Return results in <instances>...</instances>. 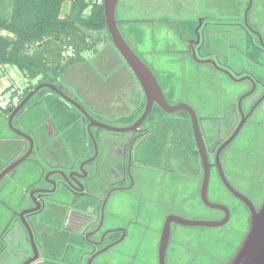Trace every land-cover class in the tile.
Listing matches in <instances>:
<instances>
[{
  "label": "flooded vegetation",
  "instance_id": "flooded-vegetation-1",
  "mask_svg": "<svg viewBox=\"0 0 264 264\" xmlns=\"http://www.w3.org/2000/svg\"><path fill=\"white\" fill-rule=\"evenodd\" d=\"M201 1L203 5L193 3L192 10L199 11L195 18L162 17L156 21L163 43L173 45L168 54L174 55L173 63L178 65L175 75L187 72L192 64L193 96L189 102L176 101L174 72L162 74L136 50L135 43L142 45L144 41L143 28L154 21L146 17L119 18L121 0L116 8L121 34L156 76L164 99L169 104L184 102L194 110L209 169L206 198L227 209V222L220 227L187 228L171 223L163 264H213L214 259L223 264L246 233L248 208L225 188L218 167L228 184L255 209L264 199V0ZM155 31L151 26L147 33L153 45ZM144 47L146 53H161L155 46ZM204 60H212L234 79L210 63H202ZM213 73L222 78L214 81ZM38 96L28 114L14 117L12 125L34 134L37 125L33 122L44 106L50 119L46 140L64 146L48 152L35 147L29 158L0 181V264H160L159 243L165 220L172 215L181 217L177 214L181 202L203 215L191 220L225 218L224 211L211 209L201 200L204 165L189 116L193 156L180 165L168 156L165 159L162 151L150 157L148 145L155 134L149 114L134 132L113 136L112 132L91 128L90 136L88 122L76 115L72 106L65 102L70 110L64 114L50 100ZM143 110L144 105L125 126L136 122ZM89 113L98 121L110 123ZM175 113L173 119L179 122L181 116ZM23 124L26 130L21 129ZM234 133L220 150L217 163L218 150ZM181 167L188 173L181 174ZM149 172L158 176L153 181L157 189L151 194L144 180ZM180 177L194 183L182 200L179 189L166 195L167 186ZM155 235L157 242L148 248V236ZM212 240L225 242L229 253L216 258L207 247Z\"/></svg>",
  "mask_w": 264,
  "mask_h": 264
},
{
  "label": "trees",
  "instance_id": "trees-1",
  "mask_svg": "<svg viewBox=\"0 0 264 264\" xmlns=\"http://www.w3.org/2000/svg\"><path fill=\"white\" fill-rule=\"evenodd\" d=\"M64 5L67 10L62 13ZM108 42L103 0H0V68L15 66L27 83L22 90L14 88L9 98L18 96L21 102L39 84L59 86V77L69 67L85 61L99 45ZM68 48L70 54L66 53ZM38 97L44 101L51 97L54 101H50L64 114L70 110L47 89H42ZM11 111V106L0 109V117H8ZM73 111L83 118L76 109ZM177 113L181 116L179 122L173 119L176 113L168 117L158 106L149 113L154 121L155 139L148 148L150 157L162 151L165 159L168 156V160L183 165L193 156L192 140L188 115L183 111ZM116 121L124 123L126 119ZM180 172L188 173L183 167Z\"/></svg>",
  "mask_w": 264,
  "mask_h": 264
},
{
  "label": "water",
  "instance_id": "water-1",
  "mask_svg": "<svg viewBox=\"0 0 264 264\" xmlns=\"http://www.w3.org/2000/svg\"><path fill=\"white\" fill-rule=\"evenodd\" d=\"M119 1L120 0H103V11L107 32L110 38L111 45L115 48L120 57L124 60L125 64L127 65L128 69L132 73L133 77L135 78L142 91V94L144 96V110L142 114L136 122L129 126L115 127L110 124L98 121L94 117H92V115L86 110V108L77 100L72 98L69 94H67L66 91L60 85L58 86L56 84L47 83L39 84L36 88H34L29 94H27L23 98V100L10 112L8 116V128L14 134L26 140L29 144V147L24 155L10 162L0 171V181L12 170L18 167L21 163H23L27 158H29L34 152L35 143L32 136L14 127L12 125V120L14 117L19 116L22 111H24L25 107L29 104V102L33 99L34 96L40 95V91L42 89H47L51 91L64 102L76 109L88 122L86 130L90 136H92L91 128H97L103 131H108L117 134L134 132L140 127L141 123L145 120L154 105L158 106L164 113L167 114H173L178 111L185 112L189 116L194 139L198 146V153L201 162L204 165L200 192L201 200L207 207L211 209L224 211L226 216L221 221L191 220L173 215L168 216L165 220L159 243V259L160 264H163L164 252L170 238L171 223H175L187 228H216L224 225L227 222V209L220 204L208 201V199L206 198V190L209 181V169L207 166V158L204 153L202 137L199 132L197 116L194 110L184 102L169 104L164 99L162 89L157 81L156 76L154 75L150 67L131 49V47L127 44L126 40L120 32L116 20V8ZM202 63H210L217 70L226 73L231 79H234L229 72L218 68L212 60H204L202 61ZM236 81H241V79ZM235 133L221 145L220 149L217 152V163L220 150L232 140ZM218 169L221 181L225 188H227L231 193H233L248 208L247 231L236 246L233 255L229 259H227L223 264H264V199L259 208L255 209L247 199L238 194L228 184L226 178L222 173L221 168L218 167Z\"/></svg>",
  "mask_w": 264,
  "mask_h": 264
},
{
  "label": "rangeland",
  "instance_id": "rangeland-1",
  "mask_svg": "<svg viewBox=\"0 0 264 264\" xmlns=\"http://www.w3.org/2000/svg\"><path fill=\"white\" fill-rule=\"evenodd\" d=\"M215 1H218V0H215ZM195 2L203 5V1L201 0H196V1L195 0H121L122 4L121 6H118L117 8V13H118L119 18H123L127 16L132 19L133 18L141 19L143 17H146L154 21L151 23L150 26H147L145 29L143 28L142 32L144 33L143 35L144 41L142 42V45L135 43L136 50L142 52L141 57H143V59L146 62L150 63L151 65L156 66L157 70L162 71V74L170 72V71L174 72L173 78H174L175 87H176V94H175L176 101L183 100V101L189 102L192 99L193 93H192L191 84L193 83V79L190 75L191 72L189 71V68L191 67L192 64L188 61V65L190 63V66L187 67L188 71L185 73L182 72V74L180 75L179 74L175 75V73L177 72L178 65L177 63H173L174 55H172V53L168 54V50H173V45L168 46L169 43L168 44L163 43L164 41H162L160 38L161 34L159 36V32L157 30V28H160V26L158 25L156 21L157 19L162 18V17L171 18V19H180V18H186V17L192 16V18H195V14L199 13V11L192 10L193 3ZM125 9L127 10L126 13H125ZM66 10H67V5H64L62 13H64ZM121 12L125 14L120 16ZM202 12L203 11H200V13ZM151 26H155L156 28V31L152 35L154 37V43H155L154 45L152 44V41L149 38L150 36L149 37L147 36V33L149 32V30H151ZM166 42H168L167 39H166ZM144 46L148 48L155 46L157 51H161V53H157V54L146 53L144 50L146 48ZM104 48L105 47L103 46V44H101L98 46L97 50L103 53V51H105ZM95 56H96L95 53L90 54L86 60L91 61L95 58ZM99 64H100L99 68H101V70H104L106 67L108 68L109 58L107 56L101 55ZM101 70L99 71L101 72ZM212 75H213L214 81H217L218 77L222 78L221 75H217L214 73ZM75 79L80 89L91 88V91H93V94H95L97 98L101 100V103L106 102L107 100H109V98H111V96L115 94L116 96L119 95L120 94L119 88L122 87L121 82L117 80V78L114 77V78H109L110 80H106V78H104L103 76L101 77L98 74L95 76H91L89 74V70H82L78 72ZM227 85H230V84H227ZM30 106L31 105L28 104L25 107L24 111H22L21 113L22 117L28 114L27 112L31 109ZM105 121L110 122L109 124L115 127H121L122 125L121 122L116 121V120L115 121L105 120ZM21 127H22L21 128L22 130L27 129V127L24 124ZM29 128L31 129V127H28V129ZM111 135L118 136L121 134L111 133ZM157 177H158L157 174L153 172H149L148 175L144 177V180L146 179V184H148L150 187L149 189L150 191L148 190V192H150L149 194H151V191L157 189V188L154 189L153 187L154 186L153 181L158 179ZM167 179L168 177L166 178V180ZM149 181L150 183H148ZM193 186H194V183L191 184L188 178L180 177L179 180H176L174 183L172 184L170 183L167 186L168 191L166 192V195L171 194V192L174 189H179L180 190L179 199L182 200V198L187 194V192H190L192 190ZM164 192L161 195H164ZM188 205L189 204L181 202L180 207H179L181 209L179 208L177 209V214L181 217L188 218V219L203 218V215L201 214L200 210L196 211V209L194 208L191 209V207L189 209ZM183 208L187 209L188 212L185 213ZM214 231L217 233H222L221 232L222 230L215 229ZM155 242H157L156 235L154 236V238H152L151 236H148L146 245L148 246V248L149 247L153 248V246L155 245ZM224 243L225 242H222V241L216 242L215 240H212L211 245L209 242L207 244V247H209V249L213 251L216 258H221V257L226 256L229 253L228 250L226 249L227 246ZM150 252H151V255H154L153 250H150ZM149 259H151L152 263L155 260L153 256L149 257ZM214 262L213 264L218 263V261L215 259H214Z\"/></svg>",
  "mask_w": 264,
  "mask_h": 264
},
{
  "label": "crops",
  "instance_id": "crops-1",
  "mask_svg": "<svg viewBox=\"0 0 264 264\" xmlns=\"http://www.w3.org/2000/svg\"><path fill=\"white\" fill-rule=\"evenodd\" d=\"M124 27L127 29L129 25H124ZM138 27L141 29L142 26L139 25ZM103 46L105 47L103 53L97 50L93 60H85L72 65L59 77L58 82L67 94L75 98L92 114L104 120L112 121L125 118L126 121L121 123V126H125L126 122H128L132 116L136 115L143 107L144 97L132 73L111 43H104ZM101 55L109 58V67H106L104 70L99 68ZM82 70H89L91 76L98 74L106 78V80H110L109 78L114 77L117 78L122 85V87L119 88L120 94L117 96L115 94L106 102L101 103V100L93 94L91 88H79L75 78L77 73ZM99 70H101V72ZM26 84V80L22 73L15 66L5 65L3 69L0 68V94H4V96L7 97L13 88L22 90ZM33 99H35V96ZM50 99L54 101L51 97L49 100ZM33 101L34 100L30 103L31 106ZM10 106L12 110L15 108L13 105ZM39 113L41 116L33 122L34 126L37 125L34 129V134H30L34 139L35 147L45 152L53 149H62L64 146L62 142L51 144L46 140V128L50 123L49 113L46 107L43 106ZM6 121V115L0 117V170L7 162L24 154L29 147L26 140L17 136L8 128Z\"/></svg>",
  "mask_w": 264,
  "mask_h": 264
},
{
  "label": "built area",
  "instance_id": "built-area-1",
  "mask_svg": "<svg viewBox=\"0 0 264 264\" xmlns=\"http://www.w3.org/2000/svg\"><path fill=\"white\" fill-rule=\"evenodd\" d=\"M70 50H71V48H68L66 53L70 54ZM33 83H35V81H33ZM10 92H9V94H10ZM19 103H20V99L18 98V96L13 97V98H9V96L6 97V96L0 94V109H2V110H5L10 105H13L16 107V105H18Z\"/></svg>",
  "mask_w": 264,
  "mask_h": 264
}]
</instances>
